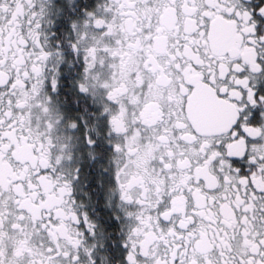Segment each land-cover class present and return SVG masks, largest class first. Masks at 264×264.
Wrapping results in <instances>:
<instances>
[{
  "label": "snow or ice",
  "instance_id": "snow-or-ice-1",
  "mask_svg": "<svg viewBox=\"0 0 264 264\" xmlns=\"http://www.w3.org/2000/svg\"><path fill=\"white\" fill-rule=\"evenodd\" d=\"M0 264H264V0H0Z\"/></svg>",
  "mask_w": 264,
  "mask_h": 264
}]
</instances>
